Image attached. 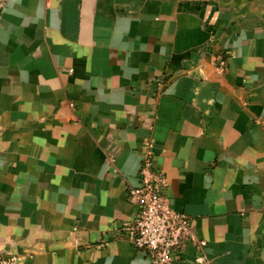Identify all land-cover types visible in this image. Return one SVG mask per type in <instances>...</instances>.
Segmentation results:
<instances>
[{
    "label": "crops",
    "instance_id": "obj_1",
    "mask_svg": "<svg viewBox=\"0 0 264 264\" xmlns=\"http://www.w3.org/2000/svg\"><path fill=\"white\" fill-rule=\"evenodd\" d=\"M148 145L208 264H264V0H6L0 256L151 264L122 234Z\"/></svg>",
    "mask_w": 264,
    "mask_h": 264
},
{
    "label": "built area",
    "instance_id": "obj_2",
    "mask_svg": "<svg viewBox=\"0 0 264 264\" xmlns=\"http://www.w3.org/2000/svg\"><path fill=\"white\" fill-rule=\"evenodd\" d=\"M5 3L0 0V17ZM219 59V69L223 71L226 60L222 56ZM138 177L139 185L128 189V198L138 209L134 218L123 225V236L145 253L151 264H178L189 243L196 247L195 264H208L207 241L197 236L192 218L175 209L166 196L165 176L155 166L149 145ZM16 260L14 254L0 256V264H13Z\"/></svg>",
    "mask_w": 264,
    "mask_h": 264
}]
</instances>
